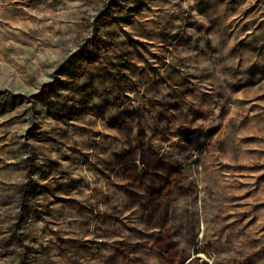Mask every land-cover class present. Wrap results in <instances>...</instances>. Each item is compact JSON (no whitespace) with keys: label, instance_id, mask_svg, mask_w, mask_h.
Masks as SVG:
<instances>
[{"label":"rangeland","instance_id":"obj_1","mask_svg":"<svg viewBox=\"0 0 264 264\" xmlns=\"http://www.w3.org/2000/svg\"><path fill=\"white\" fill-rule=\"evenodd\" d=\"M0 264H264V0H0Z\"/></svg>","mask_w":264,"mask_h":264}]
</instances>
